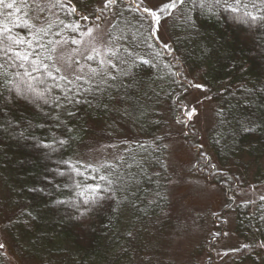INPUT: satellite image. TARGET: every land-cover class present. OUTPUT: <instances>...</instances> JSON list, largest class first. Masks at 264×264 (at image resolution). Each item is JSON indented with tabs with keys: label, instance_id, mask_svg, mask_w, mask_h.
Segmentation results:
<instances>
[{
	"label": "trees",
	"instance_id": "16d2710c",
	"mask_svg": "<svg viewBox=\"0 0 264 264\" xmlns=\"http://www.w3.org/2000/svg\"><path fill=\"white\" fill-rule=\"evenodd\" d=\"M30 1L23 0L22 4V0H16V5L21 7L20 12L0 7V29L7 24L14 35L31 39V32L24 26V22L32 26V31L39 27L35 25L36 20L28 10ZM53 1L55 4L56 0ZM159 1L171 3V0ZM60 3L64 7L54 6L55 20L40 27L47 31V34L40 33L41 43L51 47L48 42L59 39L55 33L63 28L61 21H78L81 30H86L114 16L108 34L111 47L119 49L118 54L125 57L127 50L148 60L153 59L154 52H159L160 57L154 61L158 67L139 66V86L127 89L126 96L124 88L108 89L100 93L96 91L95 85L78 82L83 88L92 87V92L81 91L75 98L82 102L68 104L65 110L42 103L37 106L38 102L22 98H17L12 104L0 105L3 109L0 111V215L5 213L0 221V238L7 239V245L22 259L32 258L36 261L39 254L45 253L54 264H118L115 246L123 238L120 235L121 217L128 214L140 220L136 215V205L129 202L128 198L131 191L125 178L130 175L119 166L99 171H93L95 167H90L83 176H79L67 165L58 164L57 161H70L79 168L76 162L80 161V147L87 144L88 138L93 136V130L101 129L104 132L108 126L116 128L120 121H113L112 108L128 109L129 116L123 122L131 123L128 128L133 133L148 138L142 142V151L138 154L151 163L149 169H143L142 178L137 181L136 189L143 190L139 209H150L146 203L145 190L149 184L155 186L157 199L162 204L159 190L161 184H157L159 176L148 178L150 168L158 167L161 157L157 152H146L145 148L153 142L160 146L159 143L164 139L163 129L166 127V131L169 125L167 121L178 122L180 98L192 84L200 83L213 104L214 127L210 130V145L222 172L209 164L201 153L197 154L195 172L204 174L202 177L219 186L226 199L233 190V194L249 190L253 183L239 172V162L243 158L258 159L264 154V27L250 28L248 23L234 17L243 16L244 11L255 12L251 4L256 3L259 7L260 3L259 0H241V10L232 13L218 6L211 10L201 8L200 0H197L196 5L191 0H184L176 8L161 12L160 20L169 21L170 53L154 37L148 39L152 48L147 46L144 40L148 36L149 18L143 11H130L133 6L130 0H116L107 9H104L106 0H60ZM208 3L212 4L213 0H208ZM245 4L248 5L246 9L243 7ZM69 5L76 7L77 12L70 14ZM81 14L89 19L82 20ZM9 15L12 23L5 19ZM63 35L69 39L78 37L66 29ZM37 51L49 55L43 48L37 47ZM51 55L53 57V53ZM5 59L3 51H0V63H4ZM46 62L51 66L54 60ZM91 65L98 66L94 61H91ZM15 71L22 73L23 69L9 68V78ZM32 75L46 81V85L51 87L49 95L62 96L61 89L66 86V81H59L60 88H56L55 82L41 71L33 72ZM4 79L0 75V94L8 97L10 92L5 87ZM128 82L125 79V83ZM32 83L37 89L45 87L38 84L37 79H33ZM121 96L124 99H120ZM67 110H71L74 115L69 116ZM135 110L142 114H134ZM56 115L60 116L63 124L52 118ZM240 121L247 122L252 130L243 131ZM22 131L24 136L19 135ZM188 135L195 137L187 131V139ZM100 136L103 140L109 137L104 134ZM54 138L65 139L68 143L60 147L54 143ZM149 140L152 141L150 144ZM49 143L57 147L56 152L42 147ZM222 152H226L224 158ZM57 169L64 175L54 176ZM113 171L115 174L110 175ZM100 175L109 176L113 180L116 176L120 177L114 186L117 189L114 196L112 193L101 192L103 198L100 202L88 206L77 200L81 203L80 212L70 205L55 203L57 199H75V191L80 190L73 188L75 183H99L102 188L105 187V182L99 180ZM258 177L259 183H256L261 184L264 172ZM53 178L60 186L59 191L47 184ZM249 209L250 206H245L236 210L235 234L242 245L236 255L237 260H231L229 264H264V247H261L264 245V199H260L252 216L246 213ZM228 210L225 209L226 212ZM1 250L0 264H9ZM209 262L214 264L213 255Z\"/></svg>",
	"mask_w": 264,
	"mask_h": 264
},
{
	"label": "rangeland",
	"instance_id": "374dc122",
	"mask_svg": "<svg viewBox=\"0 0 264 264\" xmlns=\"http://www.w3.org/2000/svg\"><path fill=\"white\" fill-rule=\"evenodd\" d=\"M130 1L133 3V0ZM135 3H141V0H135ZM165 3L159 0H143L142 7L156 11L159 16L160 8ZM53 4V0L30 1L28 10L36 20L37 27H43L55 20ZM107 19L108 17L99 25L82 30L87 32L91 28L92 35H78L76 38L81 41L79 45L69 43L56 46L53 60L61 69V75H67L70 79L75 78L74 69L78 66L73 64L74 60H79L85 66L91 65V61H87L85 57L95 56L93 47L101 52L112 48L108 34L115 17ZM168 22V19L160 20L159 25L154 26V32L157 33L154 39L162 47L164 44L170 45L171 42ZM70 64L73 66L69 67ZM196 84L200 83L192 84L188 92L180 98L181 112L178 122L167 121L169 125L166 131V127L163 129L164 139L159 143L160 146L149 140L151 144L145 148L146 152H157L161 157L160 165L150 168L148 178L152 175L159 176L157 184H161L159 190L163 199L162 204L157 199L155 186L149 184L145 190L146 203L150 209H139L143 190L136 189L137 181L141 180L143 169L146 167L149 169L151 163L145 160L146 157L138 154L142 151V142L148 138L133 133L128 128L131 123L123 122L124 118L129 116L128 109L112 108L113 121H120L116 128L108 126L104 132L101 129L93 130V136L88 138L87 144L84 143L80 147L78 156L83 164L95 168L101 164H110L116 168L121 166L123 172L130 175L125 178L131 191L128 198L129 202L136 205V215L140 220L131 218L128 214L121 217L120 235L123 238L115 246L118 264H209L211 255L214 264H229V261H236L238 258L236 255L242 243H239L235 234L236 210L239 207L250 206L246 213L252 216L256 211V205L264 197V179L258 184V175L264 172V154L258 159L243 158L239 162L242 167L239 168V172L248 178L253 186L247 191L235 194L233 190L228 199L219 186L202 177L204 174L195 172L199 153L209 161V164H213L217 171L220 172L222 169L217 164L214 150L210 145L212 137L210 130L214 127L213 104L204 89L195 87ZM134 114L142 113L135 110ZM187 131L195 137L188 135L187 139ZM100 134L109 137L103 140ZM225 156L226 152H222V157ZM225 209L230 210L226 212ZM3 214L5 215L4 212L0 215V221ZM6 240L1 237L0 244L4 245L1 252L7 257L9 264H54L45 253L39 254L37 262L32 258L22 259L13 253Z\"/></svg>",
	"mask_w": 264,
	"mask_h": 264
},
{
	"label": "snow or ice",
	"instance_id": "6c2138e0",
	"mask_svg": "<svg viewBox=\"0 0 264 264\" xmlns=\"http://www.w3.org/2000/svg\"><path fill=\"white\" fill-rule=\"evenodd\" d=\"M116 3V0H106L104 4V9L111 8ZM143 0L141 3H135L133 0V6L130 7V11H143L146 14V17L149 18L148 23V36L145 38L144 42L147 44L149 48H152V44L148 43V39L156 36V32L153 31V27L159 25L160 20L156 11L150 10L148 8L142 7ZM183 4L184 0H171V3L164 4L160 8V12H167L170 9L176 8L177 4ZM193 5L197 4V0H191ZM260 6L258 7L256 3H252L251 7L256 9L253 11H244L243 16H236L235 19L248 23L249 27L252 28L254 26L264 27V0H259ZM23 4V0H22ZM59 6L61 8L64 7L60 0H56V3L53 6ZM26 6V5H23ZM214 6H218L226 11H230L232 13H237L241 10V0H213L212 4L208 3V0H200L199 7L208 8L211 10ZM0 7L8 10H14L15 12H20L21 7L16 5V0H12V2H7V0H0ZM246 9L248 7L247 4L243 5ZM68 11L70 14H74L77 12V8L69 5ZM102 11V10H98ZM11 15V14H10ZM10 15L6 16L5 19L12 23L13 21L10 19ZM245 17L248 19L246 20ZM82 20L87 21L89 19L88 16L81 14L80 17ZM191 18L189 17V20ZM143 23V21H141ZM63 28L60 31H57L55 35L59 37L56 41H49L48 45L41 43L40 33L44 32L47 34V31L43 28H38L35 31H32V26L24 22V26L29 29L31 32L32 38L25 39L24 37L12 33V28L8 27L5 24L2 29H0V51H3L5 56V62L0 63V75H2L4 79L5 87L8 88L10 95L8 97L0 94V105H8L12 104L16 101L17 98H22L26 101L38 102L44 105H48L49 107H55L58 110H65L68 104H79L82 101L76 99L75 97L80 94L81 91L84 93L92 92V87L83 88L78 82H82L84 85H95L96 91L100 93H104L108 89H117L120 88L125 89L124 96L127 95V89L138 88L140 81L137 79L141 74L137 71L139 66L142 65H151L152 67H158V64L154 61L157 60L161 53L154 52L153 59L148 60L139 57L133 52L126 50V57L124 55L118 54L119 49L107 48L103 52L99 49L93 47L92 51L95 52V56L87 55L85 59L87 61H94L97 63V67H92L91 65H82L79 60H74L73 64L78 66L74 69L75 79H70L67 75H57L61 72V69L57 67L54 63L50 66L46 61H52L53 57L51 53L57 50V45L63 44H72L79 45L81 41L77 39L75 36L65 37L63 35V30H68L73 34H77L79 36H91L92 29L89 28L87 32H83L81 30L80 23H64L61 21ZM50 31V28L48 29ZM111 43V41L109 42ZM36 46V47H34ZM38 48L45 49L49 55H44L43 53L37 51ZM164 50L166 52H171V46L168 44H164ZM115 61V62H114ZM30 65V68H29ZM73 65L70 64L69 67ZM85 67L87 70L85 71ZM165 67H170V65H165ZM9 68H19L23 69V72L15 71L12 74V77L8 76ZM41 71L43 74L47 76L48 79H51L55 82L54 87L60 88L59 81H66V86L61 89L62 96H51L49 93L51 92V87L46 85V81L39 78L33 77V72ZM27 78L26 80L24 78ZM33 79H37V83L41 85H45L42 89H37V87L32 83ZM125 79L129 81L125 83ZM24 87H21V85ZM70 85V86H69ZM195 87H202L200 84H196ZM124 96H121L120 99H124ZM63 101V102H62ZM91 103V101H89ZM3 109L0 108V111ZM67 114L69 116H73L74 113L71 110H67ZM47 115V114H46ZM53 119L60 121V124H63V121L60 119L59 115L53 116ZM241 127L243 131H251L252 129L247 126V122L240 121ZM69 132L72 129H68ZM20 136H24V132L19 133ZM54 143L60 147H63L68 143L65 139L54 138ZM43 148L50 149L52 152L57 151V147H54L52 143L43 144ZM123 159V157H120ZM58 164L67 165L69 169L76 173V175L83 176L85 172L90 168V165H86L77 161L76 163L80 165L77 168L72 162L66 160L57 161ZM103 168H114L113 165L110 164H101L100 168H94L93 171H99ZM80 169H84L81 171ZM111 173L110 175H114ZM64 173L60 172L58 169L55 170L54 176H63ZM100 181L105 182V187H101L99 183L95 185H83L80 183H75L73 185L74 189H80L79 191H75V199L71 201H65L57 199L55 203L60 205H70L75 208L77 212L81 211V203H78L77 200H80L84 206H88L90 203L95 204L99 203L103 198L100 193H112L115 195V191L117 190L114 186L120 180L119 176H116V179L113 180L109 178V176L100 175ZM49 186H54L57 191H59V184L56 183L55 179H49L47 181ZM35 190V189H32ZM41 191L43 189H40ZM264 199V197H262ZM87 208H85V211ZM83 215V212H81ZM4 245L0 244V248H3ZM264 247V245H261Z\"/></svg>",
	"mask_w": 264,
	"mask_h": 264
}]
</instances>
